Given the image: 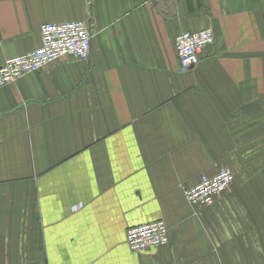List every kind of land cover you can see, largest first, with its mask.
Listing matches in <instances>:
<instances>
[{
    "label": "crops",
    "instance_id": "1",
    "mask_svg": "<svg viewBox=\"0 0 264 264\" xmlns=\"http://www.w3.org/2000/svg\"><path fill=\"white\" fill-rule=\"evenodd\" d=\"M74 20L87 62L0 89V264H264V0H0V67ZM207 28L182 70L176 36ZM155 221L168 244L131 252L126 230Z\"/></svg>",
    "mask_w": 264,
    "mask_h": 264
},
{
    "label": "built area",
    "instance_id": "2",
    "mask_svg": "<svg viewBox=\"0 0 264 264\" xmlns=\"http://www.w3.org/2000/svg\"><path fill=\"white\" fill-rule=\"evenodd\" d=\"M92 34L89 25L80 20L44 24L40 28V47L25 54L6 58L0 67V89L21 77L39 72L62 58L87 62L91 54ZM211 28L182 32L174 40V48L182 70L197 67L203 50L214 43ZM229 168L213 176L202 174L196 185L186 189L185 200L192 207H210L232 185ZM169 228L163 221H155L128 228L125 244L136 254L168 244Z\"/></svg>",
    "mask_w": 264,
    "mask_h": 264
}]
</instances>
